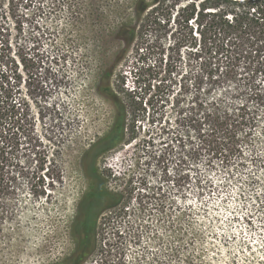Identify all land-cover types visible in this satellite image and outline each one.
<instances>
[{"label":"rangeland","instance_id":"374dc122","mask_svg":"<svg viewBox=\"0 0 264 264\" xmlns=\"http://www.w3.org/2000/svg\"><path fill=\"white\" fill-rule=\"evenodd\" d=\"M124 1L0 0V66L21 80L7 84L18 122L0 120V182L16 187L0 264H264V112L243 129L242 155L211 158L176 123L209 81L210 54L192 38L173 48L164 30L120 44L108 27ZM239 85L215 94L236 103ZM117 108L128 140L109 146ZM175 129L190 137L183 149ZM99 185L108 195L94 196ZM87 204L95 246L69 261Z\"/></svg>","mask_w":264,"mask_h":264},{"label":"trees","instance_id":"16d2710c","mask_svg":"<svg viewBox=\"0 0 264 264\" xmlns=\"http://www.w3.org/2000/svg\"><path fill=\"white\" fill-rule=\"evenodd\" d=\"M111 12L120 19L117 24H109L108 30L122 45L134 40L146 42L149 32L156 34L160 30L172 39L173 48L186 45L188 38L194 40L193 45L199 40L200 51L210 54L211 61L205 70L209 81L204 87L202 81L196 88L192 104L176 123L192 127L200 149L207 151L211 158L222 157L226 166L231 157L242 155L240 142L250 138V133L243 129L257 125L259 112H264V91L257 81V74L264 73V0H125L115 5ZM60 58L54 57V62ZM240 64H243L245 74L238 72ZM9 76L15 82L13 85L20 83L17 70L0 66V120L11 115L17 123L16 102H8L13 93V85H7ZM235 81H240V85L230 96L236 103H228L225 97L215 94L225 83ZM127 129V115L117 108L106 136L108 145L125 143ZM175 130L171 131L170 141L183 149L190 137ZM188 152L197 154L196 150L189 149ZM185 178V174L178 175V186ZM15 188L8 181L0 182V219L11 206L10 195ZM93 194L102 198L108 192L99 185ZM91 196L86 195L84 200ZM92 215V207L87 204L83 220H77L73 226V233L78 238L69 261L75 257L82 259L94 248Z\"/></svg>","mask_w":264,"mask_h":264}]
</instances>
